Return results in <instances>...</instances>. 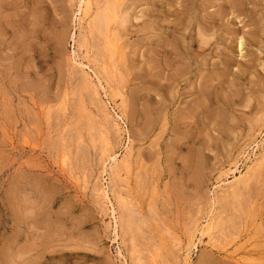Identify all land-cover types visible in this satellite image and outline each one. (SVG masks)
Returning <instances> with one entry per match:
<instances>
[{"label": "rangeland", "instance_id": "1", "mask_svg": "<svg viewBox=\"0 0 264 264\" xmlns=\"http://www.w3.org/2000/svg\"><path fill=\"white\" fill-rule=\"evenodd\" d=\"M0 264H264V0H0Z\"/></svg>", "mask_w": 264, "mask_h": 264}, {"label": "bare ground", "instance_id": "2", "mask_svg": "<svg viewBox=\"0 0 264 264\" xmlns=\"http://www.w3.org/2000/svg\"><path fill=\"white\" fill-rule=\"evenodd\" d=\"M84 1H85V0H84ZM88 3H89V2H88ZM84 6H85V4H84ZM85 7H87V6H85ZM86 10H87V9H86ZM86 10H84V11H86ZM89 10H90V9H89ZM85 15H86V14H85ZM199 35H200V34H199ZM203 42H204V43H207L208 40H207V39H203ZM204 43H203V45H204ZM114 155H115V154H114ZM114 162H115V161H114ZM122 165H124L123 162H122ZM123 167H124V166H123ZM123 169H124V168H123ZM125 171H126V170H125ZM231 172H232V171H231ZM237 178H238V177H234V180H236ZM234 180H233V181H234ZM237 183H238V182H237ZM235 185H236V184H235ZM106 193H107V192H106ZM210 227H211V226H210ZM115 228H116V227H115ZM115 231H116V230H115ZM115 231H114V232H115ZM116 233H117V232H116ZM188 255H189V254H188Z\"/></svg>", "mask_w": 264, "mask_h": 264}]
</instances>
